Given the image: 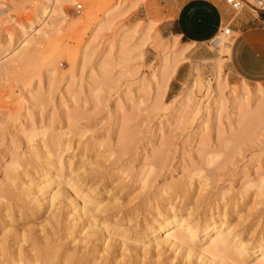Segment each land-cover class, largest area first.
<instances>
[{"label": "rangeland", "instance_id": "374dc122", "mask_svg": "<svg viewBox=\"0 0 264 264\" xmlns=\"http://www.w3.org/2000/svg\"><path fill=\"white\" fill-rule=\"evenodd\" d=\"M77 1L81 13L74 9ZM197 1L202 0H74L55 11L53 0L43 6L42 0H0V10L6 9L0 13V187L11 182L9 170L18 161L28 175L12 182H27L34 173L31 160L44 162L57 136L56 154L66 164L62 173L70 170L86 190L92 186L90 193L102 204L134 199L123 206L129 213L147 196L139 174L153 176L150 192L194 174L209 179L210 197L220 203L224 191L242 197L235 211L228 207L229 216L245 234L256 229L255 240L264 231V72L248 70L264 59V26L248 6L235 12L225 0H209L232 20L234 37L214 48L207 40L217 29L196 39L194 32L204 28L176 33L177 24L171 32L164 23ZM253 18L260 24L253 25ZM246 22L259 27L254 31L261 42L236 47L228 60L230 49L223 47L234 39L238 44ZM59 49L65 56L48 62ZM67 187L59 181L51 189ZM17 190L23 198L14 205L22 216L13 227L37 232L49 212L43 206L32 214L34 202L24 188ZM194 198L174 202L184 210L196 204ZM206 201L197 202L195 214L205 212ZM138 210L130 220L133 231L154 206ZM67 211L60 215L61 237L73 225Z\"/></svg>", "mask_w": 264, "mask_h": 264}, {"label": "bare ground", "instance_id": "6f19581e", "mask_svg": "<svg viewBox=\"0 0 264 264\" xmlns=\"http://www.w3.org/2000/svg\"><path fill=\"white\" fill-rule=\"evenodd\" d=\"M48 1L42 0L41 5ZM72 1L74 0H53V8L55 11H61L65 3ZM5 11L6 9H2L0 13ZM45 11L43 10L44 15ZM230 47L231 44L230 46L225 44L223 52L229 51ZM65 54V49H59L53 55L49 54L51 61L48 58V62L53 63ZM52 140L48 153H44V162L31 160L34 173L29 176L27 182L20 181L19 186L12 182L28 175L21 171L23 165L18 161L9 170H13L11 182L0 187V225H3L0 234V264H264V231H261L254 240L252 235L256 229L248 230L245 234L246 229L238 228L239 220L233 222L229 216L231 212L228 207L232 206L231 210L235 211L242 203L240 202L242 197L224 191L221 195L224 203H220L213 198L214 195L210 197L209 179L198 176L195 178L194 174L179 180L172 178L173 181L171 179L167 186L160 189L157 187L159 190L154 187L157 191L150 192L153 176L139 174L138 176H141L136 177L140 182L139 188L143 193L147 192L145 194L147 196L136 205H131V211L126 213L123 206L131 204L129 202L134 199L128 200V203L124 200L123 203L119 197H115L114 203L102 204V201L98 200L101 197L90 193L92 186L86 190L79 179L70 176V170L68 175H64L62 172L66 165L65 161L60 154H56L61 139L56 136ZM39 145L42 148L40 143L36 146L37 149ZM67 165L71 166L72 162L68 161ZM121 179L123 177L119 178V183L127 184L126 179L122 182ZM154 179L156 180V177ZM59 181H64L68 187L52 191V185ZM18 187L27 191L29 202H34L37 209L32 208V214L41 211L43 206L49 212L47 222L45 219V224H41L43 227L37 231L38 233L34 228L32 231V228L13 227L14 219L22 216L15 209L16 204L14 205L15 201L17 203L18 199L23 198L21 192L17 190ZM123 188L125 190L127 185ZM137 194L138 198L140 193ZM186 195H194L195 205L209 199L205 212L195 214L197 210L193 209L195 205L191 203L184 210L178 207L175 204L176 200ZM3 200L7 201L2 203ZM142 204L145 206L152 204L154 212L148 214L146 222L141 227L137 223V229L133 231L130 220L135 219L132 217L137 214L138 207ZM66 207L67 217L68 219L71 217L73 225L69 227L64 225L66 233L61 237L59 231L63 229L60 225L63 222L60 215ZM124 213L128 218L127 224L122 222L125 220ZM259 222L261 223L260 220ZM78 224L81 226L80 230L75 232V225ZM248 234L252 235L249 237ZM64 238H71V244H65L62 241Z\"/></svg>", "mask_w": 264, "mask_h": 264}, {"label": "crops", "instance_id": "0c3cea01", "mask_svg": "<svg viewBox=\"0 0 264 264\" xmlns=\"http://www.w3.org/2000/svg\"><path fill=\"white\" fill-rule=\"evenodd\" d=\"M187 3L183 5L181 10H179L178 13H176L173 18L167 20L164 23L167 26V28L171 29V32H173L172 28L176 27L177 24H178V29L176 30V33H182L181 30H184L185 33L190 32L191 30H194L193 27L195 26L204 28L203 30L197 33L194 32L193 37L194 39H196L199 38V36L206 34L208 29H211L213 31L217 29V31L213 35H211L212 37L218 32V30L220 29V27L224 22L230 21L228 17L223 16L221 7H219L217 4L209 0H202V1L192 2L189 4ZM251 23L253 25L260 24V22L258 20H255L254 18ZM258 28H259L258 26H249L248 22H246V24L244 25V29L242 30V33L245 32V34L242 36V38H240L238 44L236 42V39L233 40L230 48V53H228V60L232 59V55L236 47L243 48V46H247L248 44L251 45L257 41L261 42V38L259 37V34L256 31H254L255 29ZM193 42H197V40H194ZM262 72H264V59L259 58L250 67L248 73L257 74ZM245 80L246 79L244 78V81Z\"/></svg>", "mask_w": 264, "mask_h": 264}, {"label": "built area", "instance_id": "2783aa9c", "mask_svg": "<svg viewBox=\"0 0 264 264\" xmlns=\"http://www.w3.org/2000/svg\"><path fill=\"white\" fill-rule=\"evenodd\" d=\"M226 3L235 12L245 9L246 6L252 9L253 15L259 18L264 26V0H225ZM83 3L77 1L74 9L77 13L83 10ZM256 13V14H254ZM235 29L233 28L232 20L224 22L218 32L207 40L209 47H217L225 37H234Z\"/></svg>", "mask_w": 264, "mask_h": 264}]
</instances>
